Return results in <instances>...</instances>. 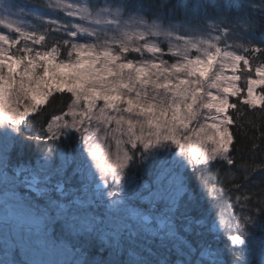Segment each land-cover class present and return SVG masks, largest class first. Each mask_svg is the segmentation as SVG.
I'll list each match as a JSON object with an SVG mask.
<instances>
[{"label":"snow or ice","instance_id":"snow-or-ice-1","mask_svg":"<svg viewBox=\"0 0 264 264\" xmlns=\"http://www.w3.org/2000/svg\"><path fill=\"white\" fill-rule=\"evenodd\" d=\"M256 54L264 0H0V264H264Z\"/></svg>","mask_w":264,"mask_h":264},{"label":"trees","instance_id":"trees-1","mask_svg":"<svg viewBox=\"0 0 264 264\" xmlns=\"http://www.w3.org/2000/svg\"><path fill=\"white\" fill-rule=\"evenodd\" d=\"M15 3H30V4H40V0H13ZM172 4H182L183 0H171ZM166 14H167V10ZM180 11L177 10L175 13V19H180ZM259 35V33L257 34ZM231 42V41H229ZM258 59L253 60V62L258 63L259 59H264V56H261L260 54H256ZM64 101H67L68 94H64L63 96ZM231 102L236 103L235 98H231ZM56 108H60L59 102L56 105ZM51 111V109H49ZM229 114L233 116V119L236 120L237 125H243L242 128H238L237 126H232L231 131L234 134V151L232 153L233 157L236 160V166L233 168V171L236 170V167H239V165L247 161L248 163H260L264 161V139L259 138L260 132H264V112H261L259 108L253 110L250 109L248 106H241L240 113L237 114V112L233 110H229ZM43 115V113H41ZM39 117L35 120H30V124H35L37 127ZM35 129H33V132L29 134H34ZM253 137H256L255 140H253ZM255 143L258 147L256 149H253L252 145ZM27 162V158L21 160V163ZM227 166L220 163H212L210 167L207 169L205 175H208L212 179H216V172L219 169L220 174L223 175V172ZM237 176H240L241 179L243 177L242 172H237ZM259 176H255V180H259ZM237 183L240 182V180L236 181ZM218 183V182H217ZM219 186V183H218ZM211 239V237H210ZM223 238H219L218 240L215 239L214 243L217 245H223ZM227 260V257L225 258Z\"/></svg>","mask_w":264,"mask_h":264},{"label":"rangeland","instance_id":"rangeland-1","mask_svg":"<svg viewBox=\"0 0 264 264\" xmlns=\"http://www.w3.org/2000/svg\"><path fill=\"white\" fill-rule=\"evenodd\" d=\"M14 2V1H13ZM162 46L163 47H167V42L165 41V42H163V44H162ZM169 57H165V59H168ZM252 63H253V66L255 67V65L257 64L256 62L254 63L253 61H252ZM241 76H243V75H245L246 73L244 72V71H242L241 73H239ZM255 78V77H254ZM240 85H241V87H244V83H243V80H241L240 81ZM257 91H259V86L257 87ZM27 162H29V161H27ZM26 161L25 162H23V163H27ZM145 163H147V162H145ZM189 171H191L190 169H189ZM137 175L139 176V177H141L142 178V180L143 181H150V177H149V175L147 174V173H145L144 172V170L143 169H138L137 170ZM27 191V189H25V192ZM18 196H23L25 193H23V192H20V191H17V193H16ZM213 231H215V229H213ZM219 238H222V237H220V236H216V240H218ZM223 240V239H222ZM223 245H224V241H223ZM216 246H218V247H220V248H223V246H221V245H219V244H217ZM3 258V253L2 252H0V259H2ZM20 258L22 259L23 258V252H21L20 253ZM52 258H54V259H58V258H60V256H59V254H58V252H54L53 253V255H52ZM225 258V257H224ZM255 259L258 261L259 260V256L257 255L256 257H255ZM226 260V259H225Z\"/></svg>","mask_w":264,"mask_h":264}]
</instances>
